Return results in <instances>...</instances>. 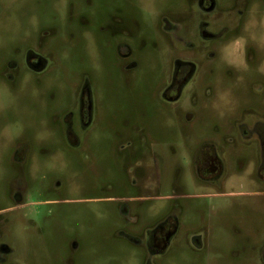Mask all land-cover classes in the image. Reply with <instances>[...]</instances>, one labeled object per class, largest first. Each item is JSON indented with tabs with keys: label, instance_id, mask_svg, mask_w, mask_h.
<instances>
[{
	"label": "flooded vegetation",
	"instance_id": "1",
	"mask_svg": "<svg viewBox=\"0 0 264 264\" xmlns=\"http://www.w3.org/2000/svg\"><path fill=\"white\" fill-rule=\"evenodd\" d=\"M230 2L220 8L216 0H186L173 21L161 26L175 56L165 66H154L148 85L151 105L164 111L176 128L169 130L171 140H149L148 115L123 113L126 138L109 142L102 158L116 160L129 187L114 203L103 234L98 225L97 235L85 236L82 222L70 220L64 211L29 209V192L42 178L30 144L16 145L0 161V264H127L133 247L143 249L149 259L158 258L171 250L185 221H207L206 199H264V0ZM109 21L116 55L127 63L121 70L126 77L137 68L131 60V17L117 11ZM23 62L27 73L46 70L47 62L31 50ZM15 71L20 72L13 61L0 69V87L13 88ZM185 97L193 105L185 113L186 125L175 107ZM227 97L239 106L220 112L219 119L210 114L216 101ZM45 105V128L62 131L64 149L82 157H89L90 148L98 150L79 139L94 115L87 81L64 106L53 99ZM176 132L179 139L174 140ZM246 180L253 190L224 192L227 184ZM38 190L50 194L53 188L48 184ZM140 223L146 225L143 231L136 230ZM205 240L204 229H195L189 246L204 252ZM257 254L264 264V244Z\"/></svg>",
	"mask_w": 264,
	"mask_h": 264
},
{
	"label": "rangeland",
	"instance_id": "2",
	"mask_svg": "<svg viewBox=\"0 0 264 264\" xmlns=\"http://www.w3.org/2000/svg\"><path fill=\"white\" fill-rule=\"evenodd\" d=\"M230 1L216 3L224 8ZM185 2L0 0V69L13 61L20 71H15L18 80L11 84L12 89L0 87V161L11 156L16 145L25 143L34 148L42 178L29 192V209L55 214L64 211L70 220L82 222L85 236L97 235L98 225L99 235L106 231L104 226L112 218L114 203L125 197L127 191L123 189L129 187L116 160L102 158L109 142L126 138L123 113L148 115L145 121L149 140H171L169 130L176 128L164 111L157 112L151 105L154 97L148 75H152L157 63L165 66L175 56L172 43L160 28L173 21L172 15L182 11ZM117 11L122 17H131L132 22L131 60L137 68L126 77L121 70L127 63L118 59L108 29L109 18ZM29 50L47 62L44 73L30 74L25 70L23 57ZM125 80L131 84L125 85ZM83 81L90 85L94 115L91 126L80 133L79 139L99 146L98 150L89 149V157L64 149L61 130L45 128L46 100L53 99L56 106H64L74 100ZM238 106L227 97L218 99L209 112L219 119L220 112ZM175 107L182 112L180 123L186 125L185 113L192 103L185 97ZM176 133L174 140L179 139ZM48 184L53 188L50 194L38 190ZM253 189L246 180L227 184L224 192ZM39 202L46 204L38 207ZM205 204L207 221H185L166 255L149 259L143 249L133 247L127 264H147L149 260L151 264H261L257 253L264 244V199L214 196ZM137 226L136 230L146 229L144 223ZM195 229L205 231V253L189 246ZM19 236L25 234L20 231Z\"/></svg>",
	"mask_w": 264,
	"mask_h": 264
}]
</instances>
